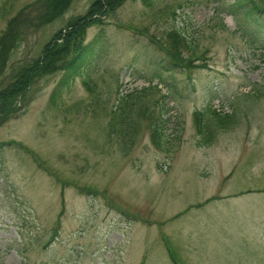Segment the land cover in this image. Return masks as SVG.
Returning a JSON list of instances; mask_svg holds the SVG:
<instances>
[{
    "label": "rangeland",
    "instance_id": "rangeland-1",
    "mask_svg": "<svg viewBox=\"0 0 264 264\" xmlns=\"http://www.w3.org/2000/svg\"><path fill=\"white\" fill-rule=\"evenodd\" d=\"M54 1L0 0V264H264V0L258 20L237 0H126L43 66L98 0L48 22ZM174 30L194 66L169 67ZM97 37L53 103L61 66ZM149 86L122 135L120 98ZM167 110L163 150L150 119Z\"/></svg>",
    "mask_w": 264,
    "mask_h": 264
},
{
    "label": "trees",
    "instance_id": "trees-1",
    "mask_svg": "<svg viewBox=\"0 0 264 264\" xmlns=\"http://www.w3.org/2000/svg\"><path fill=\"white\" fill-rule=\"evenodd\" d=\"M42 1V0H41ZM126 0H98L90 10L89 14L78 20L77 22L75 21L72 26L75 27L74 31L69 32L67 35V38L65 39L66 45L65 47L61 50L59 48V45L57 44L55 47H51V45L47 46L45 49V54H44V65H50L53 61H57L60 59L63 53L66 52L69 54L70 46H71V41L78 40L80 36L86 31V28L90 26L92 21L95 19L93 18L94 15H99L98 18L96 19L99 20L104 16H108L111 13H114L117 8ZM71 0H62V3L60 2H53L54 4L56 3V10H49L46 19L47 21H51L58 17V14L61 12V4L69 5ZM237 2L240 3L241 9H248V12L251 16L255 17L257 20L258 18L263 15L262 11L259 10L258 5L253 0H237ZM60 5V6H59ZM55 6V5H54ZM61 9V10H60ZM27 9H25L24 12L20 14L19 17H15L13 21L10 22L8 30L9 32H13L16 26L19 28L22 27V25H28L29 23L25 21L23 18L21 19L20 17H23V14L26 12ZM53 13V14H51ZM101 16V17H100ZM11 35V34H10ZM62 38V33H59L57 35V39ZM163 45L166 46L167 48V54L169 56V62L168 65L172 69L179 68L180 65L186 67H192L194 66L196 59H194L193 55L191 57L186 58L183 55L182 48L184 47L185 50L187 51H194L195 47L192 46L191 41L188 39V37L185 35L184 32L179 31V30H174L168 35V39L163 43ZM181 43H183V47H181ZM102 49V40L101 38H96L93 41H91L87 45L83 46H75L74 50L75 55L68 61L66 62L63 66H61V69L63 70V76L59 82V85L57 88L54 90L51 100L53 103H55L59 97L60 94L62 93L63 89H67L70 84L73 82L74 79L81 77L83 70L89 65L91 59ZM2 55H6L5 53V47L2 50L0 57ZM198 59V58H197ZM40 64H38V67ZM198 67V66H197ZM57 69V68H55ZM54 69V70H55ZM40 73L42 74V68L39 69ZM30 83V75H28L27 79L25 80L24 84L21 86L20 84L16 85L12 91V96L10 98L15 99L17 96L22 95L27 89H28V84ZM85 84L90 87V82L85 81ZM158 88V87H157ZM151 89H156V87L151 88V86L147 88H143L140 91L135 90L131 92L130 94L123 95L120 98V103L125 106V108H122L123 114H121L120 121L121 123V128H120V133L124 136L129 135V130H130V125L128 123V118H129V99L133 98H139L141 95H146L147 93H150ZM18 98V97H17ZM3 99H6L5 94L1 97L0 102L3 101ZM11 101V99H10ZM7 107H11V103L6 104L1 110L0 114H2V117H4L7 113ZM127 107V108H126ZM127 110V111H126ZM169 115V111L167 110L164 115L161 117L156 118L155 116L150 119V129L152 132V140L154 141L155 145L158 148H161L164 150V147L166 149H171L168 145H173V143H170L168 139V135H166V132L168 130V123L170 118L167 117ZM2 117H0V123L2 121ZM205 127V126H204Z\"/></svg>",
    "mask_w": 264,
    "mask_h": 264
}]
</instances>
